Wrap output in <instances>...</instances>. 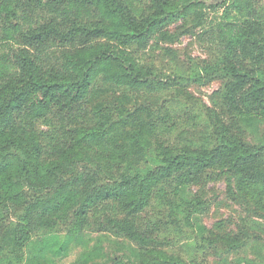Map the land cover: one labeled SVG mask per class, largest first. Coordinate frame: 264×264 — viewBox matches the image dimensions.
<instances>
[{"label": "trees", "instance_id": "1", "mask_svg": "<svg viewBox=\"0 0 264 264\" xmlns=\"http://www.w3.org/2000/svg\"><path fill=\"white\" fill-rule=\"evenodd\" d=\"M220 5L237 18L218 24L219 55L165 78L134 49L173 22L201 20L206 0H0V264H41L42 237L58 227L76 237L90 226L135 246L136 263L106 264H189L185 242L201 261L247 245L211 230L197 238L193 217L208 203L181 195L219 171L264 211V11L253 0ZM212 81L222 82L214 101L231 123L209 122L210 110L181 93ZM110 91L120 102L157 95L163 114L130 128L139 110L119 109ZM187 126L202 130L166 139Z\"/></svg>", "mask_w": 264, "mask_h": 264}, {"label": "rangeland", "instance_id": "2", "mask_svg": "<svg viewBox=\"0 0 264 264\" xmlns=\"http://www.w3.org/2000/svg\"><path fill=\"white\" fill-rule=\"evenodd\" d=\"M253 1L259 11H264V0ZM221 3L222 0H206L208 7L204 10L201 20L192 17L162 28L150 39L146 47L134 49L136 60L153 67L165 78H175L177 71L189 74L193 67L191 61L202 63L213 60V57L220 53V30L225 32V29L218 28V24L225 22L228 17V22L237 18L233 12L226 15V7L221 6ZM6 49V46H0L1 52ZM221 86L222 82L212 81L204 86L192 84L180 89L182 95L189 98V102L196 104L203 111L204 107L210 110L209 116H206L209 122L213 123L219 119L231 123V117L214 101V95ZM120 96V93L110 91L106 100L115 102L119 109L129 113L139 110L130 118V128L135 126L134 123L149 122L151 116L163 114L164 110L159 109L162 101L157 95L139 92L122 102L119 100ZM238 126L246 142L257 143L255 135H251L243 125ZM258 126L257 136L264 137V122ZM189 128H176L172 131V136L166 139L181 144L202 130L201 126ZM215 174L213 180L197 188L184 187L181 193L185 200L195 193H200L208 203L205 214L193 217L195 236L204 237L211 230L220 235L242 236L247 245L223 257H211L201 261L192 259L195 252L193 242H185L181 245L185 259L189 264H241L240 261L244 259L264 263V211L259 209L252 199L240 193L235 182L230 181L227 175L219 171ZM42 238L45 241V249L39 256L41 264H106L117 255H123L132 263L138 261L135 246L123 238L95 232L90 226L76 237H68L62 227H58L54 233Z\"/></svg>", "mask_w": 264, "mask_h": 264}]
</instances>
